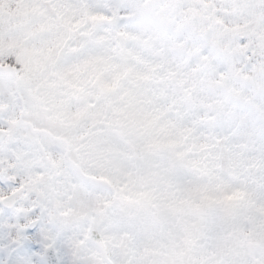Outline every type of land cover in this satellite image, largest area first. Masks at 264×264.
I'll list each match as a JSON object with an SVG mask.
<instances>
[{
	"label": "snow or ice",
	"instance_id": "6c2138e0",
	"mask_svg": "<svg viewBox=\"0 0 264 264\" xmlns=\"http://www.w3.org/2000/svg\"><path fill=\"white\" fill-rule=\"evenodd\" d=\"M0 264H264V0H0Z\"/></svg>",
	"mask_w": 264,
	"mask_h": 264
}]
</instances>
